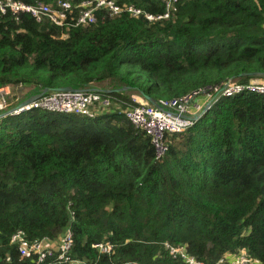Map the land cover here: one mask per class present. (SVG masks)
<instances>
[{
	"label": "trees",
	"instance_id": "1",
	"mask_svg": "<svg viewBox=\"0 0 264 264\" xmlns=\"http://www.w3.org/2000/svg\"><path fill=\"white\" fill-rule=\"evenodd\" d=\"M118 2L167 10L166 0ZM174 6L155 20L98 9L95 21L64 26L0 14V87H30L0 108V264H190L167 243L205 264L242 249L264 264V93L248 88L264 82V0ZM230 83L244 88L167 133L161 157L124 112L141 103L134 94L159 105ZM62 87L98 91L111 105L95 116L12 110ZM68 229L72 260L25 257L12 240L23 230L54 241Z\"/></svg>",
	"mask_w": 264,
	"mask_h": 264
},
{
	"label": "built area",
	"instance_id": "2",
	"mask_svg": "<svg viewBox=\"0 0 264 264\" xmlns=\"http://www.w3.org/2000/svg\"><path fill=\"white\" fill-rule=\"evenodd\" d=\"M176 1L166 0L167 10L163 14L156 15L145 12L142 8L134 4L120 3L118 0H84L79 5H76L79 6V10L74 15L76 6L69 0H57L54 4H48L42 1L26 3L21 0H0V14L11 12L18 19L21 12H28L38 21L48 19L61 26L66 24L84 25L91 23L95 21L98 9H105L111 15L129 12L131 15L139 16L141 13H145L148 19L155 20L161 17H168L171 9L175 8L174 4ZM243 88L242 85L236 83H230L221 88L218 86H208L193 90L179 99L162 98L159 100V105L141 102L136 106L125 109L124 112L135 125L142 127L148 133L151 137L156 157H161L169 150V145L166 141L167 133L181 131L193 124L201 113L210 106L214 97L218 99L221 95H233L242 91ZM248 88L264 93V82L251 84ZM110 105V97L102 95L98 91L68 89L57 90L51 94L42 95L12 110L20 111L22 109L36 107L95 116L100 108ZM0 107H2L1 103ZM12 240L19 243L20 253L25 257L36 254L38 261H43L47 256H54L53 260L71 259L68 251L72 246L73 237L69 229L64 235L54 241L43 238L31 242L26 238L23 230H18L14 233ZM93 245L98 247L102 252H110L113 247L109 242H95ZM166 245L172 255H181L190 264H205L190 254L184 245L175 246L170 243ZM72 261L75 264H86L85 261L80 259ZM216 264L255 263L247 257L245 249H242L235 254L226 253L216 261Z\"/></svg>",
	"mask_w": 264,
	"mask_h": 264
},
{
	"label": "rangeland",
	"instance_id": "3",
	"mask_svg": "<svg viewBox=\"0 0 264 264\" xmlns=\"http://www.w3.org/2000/svg\"><path fill=\"white\" fill-rule=\"evenodd\" d=\"M6 86V87H5ZM2 90L0 91V103L2 105V107L0 108H4L6 107L8 104H13L15 103L18 99H20L25 92L30 89V87H15L12 88L10 85H4L2 87H0ZM133 96H135V98L139 101V102H147L146 99H144L142 96L134 94ZM59 115H64L59 113Z\"/></svg>",
	"mask_w": 264,
	"mask_h": 264
},
{
	"label": "water",
	"instance_id": "4",
	"mask_svg": "<svg viewBox=\"0 0 264 264\" xmlns=\"http://www.w3.org/2000/svg\"><path fill=\"white\" fill-rule=\"evenodd\" d=\"M65 89H69V88H65V87L60 88V90H65ZM155 104H157V103H155Z\"/></svg>",
	"mask_w": 264,
	"mask_h": 264
}]
</instances>
